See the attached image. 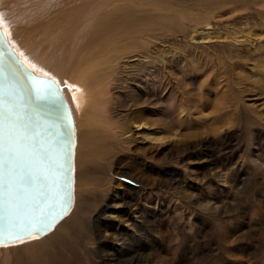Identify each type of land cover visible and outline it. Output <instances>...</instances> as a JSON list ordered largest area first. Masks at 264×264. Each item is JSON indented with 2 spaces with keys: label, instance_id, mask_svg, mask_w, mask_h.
Masks as SVG:
<instances>
[{
  "label": "bare ground",
  "instance_id": "1",
  "mask_svg": "<svg viewBox=\"0 0 264 264\" xmlns=\"http://www.w3.org/2000/svg\"><path fill=\"white\" fill-rule=\"evenodd\" d=\"M257 7L253 12H260ZM11 15L14 23H9ZM0 21L10 43L33 70L57 81L67 76L71 80L66 83L75 86L64 89L75 122L70 210L48 233L2 244L0 264H109L103 255L109 244L116 249L112 264H142L136 245L127 249L116 243L120 233L109 232L114 220L139 231L141 223L149 225L160 210L159 203L151 200L154 187H148L146 179L131 176L145 183L147 190L123 181L128 173L147 171L143 162L149 155L134 144L132 128L136 123L174 126L167 116L181 114L180 88L202 67L201 58L178 48L175 38L193 39L199 30L185 35L169 6L156 8L154 0H0ZM24 29H29L28 40L35 45L19 44L15 34ZM155 92L165 97L156 107ZM171 99L173 105L165 106ZM143 134L151 140L165 138L158 137L154 128ZM168 184L169 180L157 183L160 188ZM143 198L153 205L135 203L133 218L119 217ZM211 201L208 210L216 211ZM189 221L201 223L199 218Z\"/></svg>",
  "mask_w": 264,
  "mask_h": 264
},
{
  "label": "rangeland",
  "instance_id": "2",
  "mask_svg": "<svg viewBox=\"0 0 264 264\" xmlns=\"http://www.w3.org/2000/svg\"><path fill=\"white\" fill-rule=\"evenodd\" d=\"M154 2L156 8L169 6L185 35L199 30L193 39H175L178 48L201 58L202 67H195L196 75L180 88L181 114L167 116L172 128L160 123L132 128L134 144L149 155L143 162L147 171L128 173L123 181L145 190V183L154 187L151 200L160 210L139 231L114 220L109 232L120 233L116 243L127 249L136 245L142 264H264V0ZM254 6L260 12H253ZM14 20L11 15L9 23ZM29 34V29L15 34L20 45H35ZM70 80L58 78L64 94L65 88L75 89L66 83ZM155 94L156 107L165 97ZM164 105H173L172 99ZM151 128L165 138L151 140L143 134ZM164 168L174 171L166 174ZM134 175L146 182L139 184ZM162 180L170 184L160 188ZM129 197L134 199V193ZM209 201L217 212L208 210ZM133 203L120 218H133L136 204L149 201ZM109 245L102 250L112 264L116 249Z\"/></svg>",
  "mask_w": 264,
  "mask_h": 264
},
{
  "label": "snow or ice",
  "instance_id": "3",
  "mask_svg": "<svg viewBox=\"0 0 264 264\" xmlns=\"http://www.w3.org/2000/svg\"><path fill=\"white\" fill-rule=\"evenodd\" d=\"M4 36L0 31V38ZM55 81L33 74L16 53L0 51V239L23 240L47 232L57 213L49 211L59 193L47 174L55 163L41 119Z\"/></svg>",
  "mask_w": 264,
  "mask_h": 264
},
{
  "label": "water",
  "instance_id": "4",
  "mask_svg": "<svg viewBox=\"0 0 264 264\" xmlns=\"http://www.w3.org/2000/svg\"><path fill=\"white\" fill-rule=\"evenodd\" d=\"M0 31H3L4 36L0 38V51H4L5 54L10 49L16 53V58L33 72V74L41 79L55 81L59 88L53 89L51 100L48 102L45 111L41 112V119L46 122L49 127V131L52 133L51 137H47L51 141L49 145L52 160L55 162L48 170L50 182H53V190L59 195L54 198L51 203L49 211L57 213L54 221L50 219L52 227L60 221L70 210L73 200V182H74V169H73V157H74V145H75V122L70 108V105L63 93L62 86L48 74L39 73L33 70L20 56L14 46L7 38L5 30L1 27ZM47 232H37L35 236L44 235ZM24 239L30 238L27 234H23ZM33 237V236H32ZM17 240L14 238L0 239V245L13 243Z\"/></svg>",
  "mask_w": 264,
  "mask_h": 264
}]
</instances>
